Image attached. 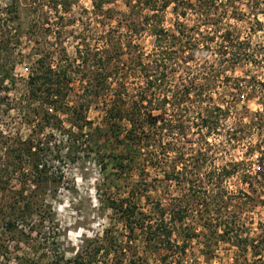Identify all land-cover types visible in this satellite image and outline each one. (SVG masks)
Masks as SVG:
<instances>
[{"label": "rangeland", "instance_id": "rangeland-1", "mask_svg": "<svg viewBox=\"0 0 264 264\" xmlns=\"http://www.w3.org/2000/svg\"><path fill=\"white\" fill-rule=\"evenodd\" d=\"M100 1L0 0V34L8 42L0 50V185L6 181L9 186L0 189V207L9 211L13 190L30 199L33 211L14 230H4L0 221V264H75L76 256L82 264H264V0H214L216 13L204 18L199 4L206 0H151L153 9L136 7L137 0H107L97 8ZM145 18L168 36L158 38L153 26L128 30ZM107 36L123 44L132 36L136 55L148 64L159 45L169 43L176 62L168 64V79L155 89L154 103L160 107L153 111L156 125L173 113L172 102L160 103L166 88L171 99L180 75L188 74L185 85L194 83L191 101L183 102V128L170 136L156 132L161 142L152 147L159 150L171 138L176 155L168 151L161 161H122L119 168V161L106 155L111 153L109 142L102 145V161L92 141L82 145L86 150H74V114L52 112L53 120L42 132L30 126L37 106L29 107L25 100L35 59L74 66V59L83 57L92 63L97 49L108 48ZM220 49L233 60L220 56ZM71 78L66 111L76 98L74 74ZM132 79L124 76L128 87L134 81L149 95L143 70ZM198 87L205 97H196ZM214 107H220L215 110L218 120L209 119L217 125H200ZM45 110L38 107L35 119ZM86 115L102 122L97 104ZM172 119L180 122L175 115ZM53 124L71 129L73 138L51 130ZM16 138L54 147L43 157L48 180L36 185L29 162L21 166L15 160L8 147ZM126 202L135 207L134 214L122 211ZM180 213L183 218L178 219ZM160 219L172 232L169 237L156 226ZM166 239L171 240L169 248Z\"/></svg>", "mask_w": 264, "mask_h": 264}, {"label": "trees", "instance_id": "trees-1", "mask_svg": "<svg viewBox=\"0 0 264 264\" xmlns=\"http://www.w3.org/2000/svg\"><path fill=\"white\" fill-rule=\"evenodd\" d=\"M104 1L107 0H101L99 3L96 2L95 6H97V8L101 7V3ZM213 1L214 0H206L203 1L204 4H199L200 8L203 6V18L212 16L216 13L217 9ZM167 2L168 1H165L162 4V7H166ZM145 4V8L147 9H153L156 6V4L151 0H137L134 5L142 9ZM134 5L131 6L132 10ZM220 18L221 16L218 14L215 24L220 20ZM145 19L146 20H143V22L140 21V25L132 23V27H129L128 30L131 32L134 28V31L136 32L139 28H146L154 25L153 19ZM1 20L2 19L0 17V23ZM154 30H156L155 33L158 38L163 35L168 36L166 30L159 27H154ZM1 35L3 34H0V50L1 48L5 49L7 46L6 44L8 43L5 42ZM129 37V40L123 44L122 42L120 43L118 39H108L107 36L106 39L108 43L106 39L105 43L108 48L97 49L92 55V63L88 62L83 57H81L80 60L75 58L74 66L71 65L70 61L54 65L46 62L44 57H38L35 59L34 64L36 67L33 68V71H30L27 78L29 90L27 100H25L26 104H29V107L33 104L35 107L37 106L35 109L36 113L33 114L34 121L29 122L33 130L36 129L38 132H42V130L45 129V124H48L51 120H53L50 118V116L53 115L52 112L71 113L74 114V128L77 129L74 132V150H86V148L82 145L88 144L89 146V144H91L90 141H92L95 145L93 146V144H91L92 150L95 151L98 161H102L101 157H103L106 153L103 151L101 154L102 145L104 146L108 142V146L111 148V153L106 155L109 156L108 158L110 160H118L119 163L116 166L119 168H121L122 161H161L160 157L165 155L168 156V151H173L176 155L178 149L176 148V143H174L171 138L168 139L163 146L160 145L159 150H157L156 147L155 149H152V147L156 144V142H161V137L158 138L156 132H161L162 130V132L165 131L168 133L167 135L170 136V134H174V132L183 128L184 123L181 121V118L184 116L181 113L184 107L183 102L191 101L189 93L192 88H194V83L189 80V84L185 85V81L187 82L189 76L185 73L180 75V82L176 84L177 89L171 99L167 96L169 88H166L164 91V93H166V97H164L160 103L166 105L169 104V102H172L173 113L169 117H162L161 123L156 125L158 114H154L153 111L158 110L160 107L154 103V101L157 100V93L155 92V89H159L160 83L164 81V79H168V64H175L174 62L176 61H174V59L170 56L172 51L167 48L169 43L165 40L166 37L165 39L162 38L166 43L159 45V53H157V56L152 60L148 61L149 64L143 62L142 59H139L136 55L135 45L132 44L131 41L132 36ZM191 39L192 38L189 37V40ZM227 39L231 38L227 37ZM185 45L186 43L183 44V46ZM192 46L193 45L191 44L190 47ZM77 52H81L79 47H77ZM219 52L221 53H219L220 56L228 57V55H226L228 53L225 49H220ZM125 54L128 55V59H123ZM188 60H193V55L192 57H188ZM227 60L230 61L233 59L228 57ZM227 60L224 59L222 61ZM0 66H2V64H0ZM179 66L180 65L178 64V67ZM151 67H153V69H151ZM142 70L144 71L146 78V87L144 89L145 91H149V95L143 94L142 89V91L138 90L136 82L131 81L132 85L128 87V85H126V81L124 80V76L126 74H131L133 79L137 75H142ZM145 70L147 73H145ZM174 70H176L175 67H170L171 72ZM191 71L195 72L193 69ZM72 74H74V95L76 98L74 99L73 108L66 111V109H64V104H66L65 96L69 90ZM195 92L196 97L199 99L201 96H204L203 88L201 89L198 87ZM161 93L164 95L163 92ZM98 103H102L101 107H99ZM91 104H97L98 108H101L102 110V122L99 124L87 118L86 112L89 110ZM42 106H46V110L38 121L35 119V116L38 115V107ZM219 108L214 107L213 109L208 110V114L205 117L200 118L202 123L200 125L209 127L214 124L216 126L218 121H214L209 118H215V120H218L215 110ZM24 110L25 108L23 111ZM173 115H175V117H177V121L179 120L180 122L177 123L174 119L170 120ZM42 121L44 123L41 126L39 124H41ZM53 128H57V130L64 135V138H73L71 129H66L60 124H53L51 126V130ZM101 138L104 139L99 141ZM202 138H200L199 143L206 140V138L204 139V136ZM48 144L49 143L39 141L38 139L32 141L31 138H16L14 146L8 147L14 154L15 160L18 161L21 166H23V162H29L30 172L33 174V178H36L34 181L36 185L42 181L45 182L49 178L47 176V163L43 161V157L47 153H50L54 147ZM201 145H203V143ZM177 157L178 159H182V153H179ZM55 158H57V155ZM105 167V163L101 162L100 168L104 170ZM226 173L228 174L230 172L226 171ZM6 188L9 189V186L6 185L5 181L3 186L0 185V189ZM132 191H130V196L135 194L134 191ZM12 193L14 200L8 204L9 211H5L3 206L0 207V221L2 227L4 230L9 231L14 230L19 221H28L27 218L31 217V213H33L30 208L29 198H25L23 195H18L13 190ZM128 199L129 198H125L126 201H130ZM126 203L125 207H122L123 204L120 205L121 208H123L122 211L125 214L128 213V215L134 214L133 208L135 207H131L132 205L129 202ZM37 207H39V204L36 208ZM164 212V209L160 210L161 215L164 214ZM177 218H183L182 213H180ZM174 219L175 216L173 215L172 220ZM150 220L153 219L150 218ZM156 226L161 227L160 229L164 232L166 237H169L172 233L166 228V224H164L163 219H160V222H158ZM170 242V239H166V246L168 248L170 247ZM1 246L2 245L0 243V247ZM182 250H184L183 247ZM73 262L75 264L83 263V261L77 259V256L73 258Z\"/></svg>", "mask_w": 264, "mask_h": 264}, {"label": "built area", "instance_id": "built-area-1", "mask_svg": "<svg viewBox=\"0 0 264 264\" xmlns=\"http://www.w3.org/2000/svg\"><path fill=\"white\" fill-rule=\"evenodd\" d=\"M261 83H263V87H261V88H262V93L264 94V79L261 80ZM254 157H255L254 160L259 161V157H260V156H258L257 154H255Z\"/></svg>", "mask_w": 264, "mask_h": 264}]
</instances>
